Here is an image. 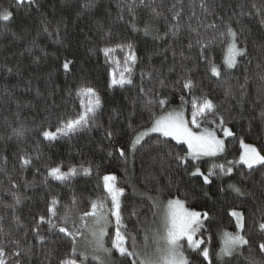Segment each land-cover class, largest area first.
<instances>
[{"label": "trees", "instance_id": "trees-1", "mask_svg": "<svg viewBox=\"0 0 264 264\" xmlns=\"http://www.w3.org/2000/svg\"><path fill=\"white\" fill-rule=\"evenodd\" d=\"M36 2L39 8L25 5L18 9L15 0H0V12L10 9L14 13L10 22L0 21V155L7 157V163L0 165L3 169L0 215L5 216L4 230L19 239L20 250L27 253L21 258L22 264H60L70 252L71 238L42 225L46 243L40 245L31 232L35 218L48 215L47 207L53 197L60 202V214L63 206H68L72 214L90 211V202L102 198L106 192L105 175H115L116 186L124 190L121 197L124 223L128 235L135 236L137 244H145L142 228L157 216L149 197L163 200L179 197L187 207L209 213L210 219L203 222L199 234L205 240L201 247L210 250L213 264H218L215 254L221 247V233L236 229L235 219L230 216L233 209L243 212L245 231L253 244L251 249L246 246L227 258L228 264H264V253L256 246L259 234L254 225L264 217V166L248 169L243 164H230L242 151L241 140L254 145L264 155V119L261 118L264 80L260 79L264 75V24L260 22L264 17V0H207L206 13L199 7L201 0H181L182 26L175 37L166 33L171 21L168 9L174 3L179 7L178 0H163L162 4L156 0L154 6L163 13L157 19L152 18L149 7H137L135 20L126 7L117 6L121 0ZM88 3L92 6L86 9ZM193 7L197 15L189 19ZM242 12L245 14L241 15ZM152 20L157 27L153 36L133 30V23L136 26ZM61 21V32L56 35L54 28ZM213 22L220 26V31L230 24L238 34L239 44L248 50L245 57L239 58L237 68L221 79L212 77L205 63L199 61V45L187 47L189 40L196 38L189 25L197 28L200 38L207 42L218 34L212 29L206 31L207 24ZM45 25L48 32L44 31ZM108 31L113 34L111 40L104 39ZM121 44L132 45L131 51L138 58L133 67V85L110 87L116 64L106 62L100 49L117 48ZM226 47V43L217 40L206 54L222 66ZM128 51L127 47L124 51L118 49L112 53L111 60H119L124 66ZM65 60L73 62L67 71L62 67ZM170 67L175 71L170 72ZM189 73L197 83L194 95H189L178 83ZM161 80L164 86L159 83ZM82 86L92 87L99 94L102 102L99 119L92 127L70 137L52 143L43 141L41 128L55 130L58 118H74L82 111L83 98L75 95ZM140 86L155 90L169 103L163 108L155 104L148 106L147 99L139 93ZM229 87L234 97L225 96ZM69 92L73 95L69 96ZM182 95L187 101L206 96L218 106L225 126L234 133L227 138L225 151L199 160L187 157L189 162L183 165L177 157L187 156V146L154 134L145 139V147L131 153L130 143L135 135L151 125L153 115L181 103ZM188 106L191 111L190 102ZM132 112L135 114L129 116ZM202 126L216 125L203 123ZM19 128L27 130L24 138L14 135L13 130ZM106 129L113 132L111 138L106 136ZM119 148H124V156L119 155ZM22 151L39 157L33 159L34 167L20 169ZM60 165L65 172L69 167L91 168L92 174L78 175L67 185L51 178L45 183L48 169ZM220 165L231 168L232 174L223 175ZM196 167L206 174L215 170L217 175L210 177V184H205L202 177L190 174ZM230 184L239 187L244 195L235 192ZM13 193L21 199L15 210L7 207L15 203ZM15 216L20 218L19 226ZM188 257L195 264H207L192 251ZM119 262L127 264L120 257Z\"/></svg>", "mask_w": 264, "mask_h": 264}, {"label": "snow or ice", "instance_id": "snow-or-ice-1", "mask_svg": "<svg viewBox=\"0 0 264 264\" xmlns=\"http://www.w3.org/2000/svg\"><path fill=\"white\" fill-rule=\"evenodd\" d=\"M94 3V0H92ZM92 3L85 5V8H90ZM163 0H161V4ZM179 7L176 3L172 5L168 11L171 13V21L167 34L176 36L181 28V20L183 13V4L181 0H178ZM156 0H121L118 7H126L131 14L133 20L136 19L137 7H149L150 14L153 19H157L163 15L158 10V6H154ZM35 6L39 8V4L36 0H15V6L19 9L22 6ZM199 7L206 13L208 11L207 0H201ZM243 7V5H241ZM256 7L255 4L252 5ZM203 14V13H202ZM245 13H241L244 15ZM195 8L191 10L192 16H196ZM14 16V13L10 9H5L0 12V21L10 22ZM167 19V17H165ZM223 20V18H220ZM261 24H264V17L261 18ZM63 21L58 23L54 28L56 35L61 32V24ZM203 24V21H201ZM7 27V24L4 25ZM133 30H139L135 24H132ZM212 29L218 34L213 38L205 42L201 39L200 32L197 28H192L189 25L190 32L196 33L195 40H189L187 47L192 48L194 43L199 45L198 57L199 61H202L206 65V71L211 74L212 77L221 79L226 76L231 70L236 69L239 63L238 58H243L247 55L248 50L246 46L239 44V37L230 24H225L224 30L220 31V26L216 23H209L206 26V31ZM145 34L150 31L148 24L143 29ZM44 31L48 32V27L45 25ZM50 36L52 33H48ZM113 34L111 31L104 33L105 40H111ZM163 38V37H159ZM219 40L221 43H226V56L223 62V70L221 66L217 65L210 53L212 47L216 41ZM127 47L128 54L124 60V67L120 70L119 76L113 72L110 87L123 88L125 85H133L132 75L133 67L137 63V56L134 51H131L132 45H118L117 48L104 47L100 49L103 53L106 62H112L119 65V60H111L112 53L117 51H124ZM183 55V53H181ZM72 61L65 60L62 67L65 71L69 70ZM170 72L175 71L174 68L168 69ZM11 71V69H9ZM142 74V78H143ZM148 79H152V74H148ZM247 79V78H246ZM264 80V75L260 77ZM161 86H164V81H159ZM181 88L186 90L189 95H194V90L197 88V83L191 78L190 73L182 78L180 81ZM139 93L142 94V98L147 99L148 106L153 104L163 108L169 103L168 99L161 98L159 93L153 89H145L143 86L139 87ZM73 93L69 92V96ZM75 95L83 98L81 100V109L74 118H58L57 126L55 130L49 128H41L40 136L43 141L52 143L60 138L70 137L73 134L79 133L80 131L92 127L95 122L99 119L102 110V102L99 94L92 87L82 86L75 93ZM234 92L231 87L225 90L226 97H234ZM181 103L190 102L192 104L191 119H187L184 114L183 107L181 110L166 111L161 115H153L151 117V127L135 135L134 139L130 143L132 152L138 150V148L145 147V137H148L151 133H158L161 137L171 138L178 144H186L188 153L187 156L177 157L178 162L187 165L188 158L192 160H199L201 157H214L225 151L224 139H221L216 135L214 128L204 127L202 131H193L192 127L200 129L203 123L214 124L219 127L225 137L233 136L234 133L231 129L225 127V118L218 112V106L213 100L208 99L206 96L203 98L193 99L191 101H185V97H180ZM132 112L129 116L134 115ZM213 117L211 120L208 117ZM261 118L264 119V112H261ZM111 119V118H110ZM219 121V123H217ZM26 129L19 128L14 129L13 133L18 138H24L26 135ZM106 136L111 138L113 132L111 130H105ZM243 147V154L240 157V163L246 165L248 169H253L256 165L264 166V155L255 146L251 144H245L241 140ZM119 155L124 156V148L118 149ZM111 154V153H110ZM33 159H39V157H33L31 154L24 153L22 151L19 157V167L21 170H27L29 167H34ZM7 163V157L0 155V165ZM62 165L51 167L47 171L48 178L59 182L60 184L67 185L78 175L90 176L92 174L91 168H85L78 170L76 167H69L68 171H62ZM223 175H231L232 169H225L223 165L219 166ZM3 169L0 168V171ZM38 172L39 169H36ZM192 176L202 177L205 184H210V177L216 176L215 170H210L207 174L200 170L199 167L195 168V171L190 173ZM11 180V177H9ZM104 189L107 194V201H110V207L107 206V201L104 199H97L90 202V211H86L83 215L78 217L79 224L76 220L71 219V209L68 206H63L64 211L62 214L58 212L60 202L57 198L53 197L47 207L48 215H39L35 218V224L31 229L34 239H36L40 245L46 243V236L41 233V226L47 225L48 230H56L59 233H63L65 236L71 238V247L69 254L60 261V264H85L89 260V253L78 251L77 241L78 238L85 236V231L89 234L90 239L87 240L88 245L91 248V260L98 262V264H111L113 252L117 253L122 261H126L127 264H195L184 251L185 243L188 248L192 250L197 256H202L203 260L207 261V264H213L210 250L207 247H201L205 244L203 238H197V233H200L204 228V221L209 220L208 212H200L190 210L185 207V201L179 197L169 199L164 205L163 211L160 213V225L157 229L152 232V250L148 251L149 244L145 243L142 249L138 248L135 236H129L127 233V225L124 223V216L122 214V200L121 197L125 195L124 190L116 186L117 177L115 175H105L103 177ZM18 187L17 185H13ZM25 186H28L26 183ZM235 192L240 195H244L239 187L235 185H229ZM223 190V189H222ZM15 200L14 204L7 205V207L15 210L17 205L21 203L20 196L13 193ZM149 199H153L149 197ZM72 203L75 204L76 200L73 198ZM153 207H158L156 202L153 200ZM134 214V213H133ZM230 216L235 218L236 232H223L222 246L215 254L216 259L223 264H228L227 258L234 257V255L240 252L241 249L246 246L251 249L253 241L249 239V234L245 231V216L243 212L235 209L231 210ZM111 217V219H110ZM17 225L20 224L19 216L14 217ZM5 216L0 215V234L3 239H0V264H22V256L27 255L26 252L20 250L21 241L13 236L11 232L5 231L3 222ZM115 224L114 237L110 238L111 247L106 246L105 237L108 236V226L113 223ZM90 221V223H89ZM256 232L259 234V240L256 241V246L261 253H264V217L260 221L254 222ZM25 238L28 233L25 232ZM145 241H148L149 237L145 236ZM131 240V244H129ZM82 257V259H80Z\"/></svg>", "mask_w": 264, "mask_h": 264}, {"label": "rangeland", "instance_id": "rangeland-1", "mask_svg": "<svg viewBox=\"0 0 264 264\" xmlns=\"http://www.w3.org/2000/svg\"><path fill=\"white\" fill-rule=\"evenodd\" d=\"M146 24H148L149 25V27H150V31L147 33V34H145V32H144V28H145V25ZM136 28L137 29H139V30H136V31H138V32H140V33H142V34H144V35H147V36H153L154 35V33H155V31H156V23H155V21H148V22H146V23H144V24H142V25H136ZM239 59V58H238ZM124 66L123 65H121L120 63H119V65H116L114 68H113V72H115V73H117V72H120V70L123 68ZM221 68H222V70H223V64H222V66H221ZM185 101H187V100H185ZM183 107V110H184V114H185V117L187 118V119H191V111H190V108H189V106H188V102H185V103H179V104H177V105H175V106H171V107H169V108H167L165 111H163L161 114H163L164 112H166V111H171V110H176V111H179V110H181V108ZM161 114H159V115H161ZM190 127H192V130L193 131H202L203 130V128L204 127H208V126H202L200 129H196L194 126H192V125H189ZM151 127V125L149 126V127H147V128H150ZM226 127V126H225ZM147 128H145V129H147ZM208 128H214L215 129V131H216V135L218 136V137H220L221 139H224V142H225V146H226V140H227V138H229V137H225L224 136V133H223V131L219 128V127H217V126H215V127H208ZM227 128H229V127H227ZM145 129H143V130H141L140 132H142V131H144ZM230 129V128H229ZM232 131V130H231ZM139 132V133H140ZM138 134V133H137ZM154 134H158V133H151L149 136H151V135H154ZM159 135V134H158ZM148 136V137H149ZM147 137H145V139H146ZM134 139V138H133ZM171 139V138H170ZM175 141V140H174ZM246 144V143H245ZM186 145V144H185ZM187 146V145H186ZM254 146V145H253ZM130 151H131V153H133L132 152V150H131V148H130ZM221 154V153H220ZM243 154V147H242V151H241V153L238 155V156H236L231 162H230V164L232 165V166H234V165H237V164H242V163H240V157H241V155ZM219 155V154H218ZM215 157V156H214ZM201 158H204V157H201ZM200 158V159H201ZM246 166V165H245ZM257 166V165H256ZM201 170V169H200ZM202 171V170H201ZM206 174V173H205ZM150 197H152L153 199H152V201L154 200L155 202H156V204L158 205V207H156V214H157V216H156V218L155 219H153V220H151V221H149L147 224H145V226L142 228V232H143V234H144V237L147 235L148 237H149V239H148V241H145V243H147V244H149L150 245V247L147 249L148 251H151L152 250V241H151V236H152V232L155 230V229H157L158 227H159V225H160V213L163 211V208H164V205L166 204V202L168 201V200H163L162 198H160V197H158V196H150ZM100 199H104L105 201H107V194H106V192L104 193V195H102V198H100ZM107 206L108 207H110L111 205H110V201H107ZM185 207H187L186 205H185ZM188 209H190V210H194V209H192V208H189V207H187ZM195 211H197V210H195ZM237 211H240V210H237ZM242 212V211H241ZM80 215H83V213L82 214H77V213H74V214H72L71 215V219L72 220H76V222H77V224H79L80 222H79V219H78V217L80 216ZM110 219H111V217H110ZM235 219V218H234ZM89 223H90V221H89ZM107 231H108V236L107 237H105V242H106V246H108V247H111V244H110V238H111V232H113V231H115V224H114V220H113V223H111L109 226H108V229H107ZM237 231V228L234 230V231H228V232H236ZM225 232V231H224ZM222 234H223V232L221 233V241L223 240V236H222ZM112 237H114V233H113V236ZM197 238H201V236H200V234L199 233H197ZM88 239H90V236H89V234L85 231V236L84 237H81V238H78V241H77V248H78V251H83V252H88L89 253V260L87 261V262H85V264H92L93 262H95V263H98V262H96V261H92L91 260V255H90V253H91V248H90V246L88 245V242H87V240ZM182 243H185V248H184V251H185V254L188 256V254H189V252L190 251H192L190 248H188L187 247V245H186V242H182ZM138 245V248L139 249H142L143 248V246L144 245H139V244H137ZM221 246H222V243H221ZM221 248V247H220ZM80 259H82V257L80 258ZM78 264H79V261H78ZM111 264H121L120 262H119V256H118V254L117 253H115V252H113V255H112V260H111Z\"/></svg>", "mask_w": 264, "mask_h": 264}]
</instances>
